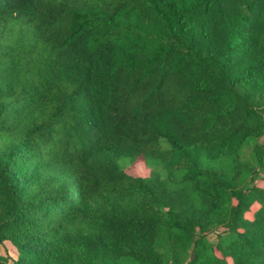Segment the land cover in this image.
I'll use <instances>...</instances> for the list:
<instances>
[{"label":"trees","instance_id":"trees-1","mask_svg":"<svg viewBox=\"0 0 264 264\" xmlns=\"http://www.w3.org/2000/svg\"><path fill=\"white\" fill-rule=\"evenodd\" d=\"M261 182L264 0H0V264H264Z\"/></svg>","mask_w":264,"mask_h":264},{"label":"rangeland","instance_id":"rangeland-1","mask_svg":"<svg viewBox=\"0 0 264 264\" xmlns=\"http://www.w3.org/2000/svg\"><path fill=\"white\" fill-rule=\"evenodd\" d=\"M251 153L252 150H250L249 148H246V150L243 152L242 158L244 159V161L250 160L251 158ZM128 165V164H127ZM158 172L164 177L165 173L161 172L160 168H158ZM149 173L148 169L145 167V165L143 163H138L135 168L131 171V175L133 176H147ZM250 180V179H249ZM248 180V181H249ZM260 184H264L263 182H261ZM218 231H214V232H210L208 235V239L210 241H214L216 239V233ZM8 253L11 257L16 258V252L14 251L13 248H11L10 250H8ZM0 254L6 256L4 249L2 247H0Z\"/></svg>","mask_w":264,"mask_h":264}]
</instances>
